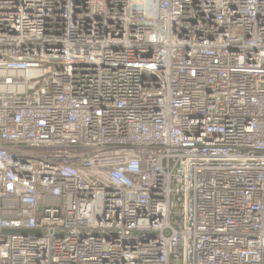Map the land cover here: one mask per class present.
Listing matches in <instances>:
<instances>
[{
	"label": "built area",
	"instance_id": "2783aa9c",
	"mask_svg": "<svg viewBox=\"0 0 264 264\" xmlns=\"http://www.w3.org/2000/svg\"><path fill=\"white\" fill-rule=\"evenodd\" d=\"M0 264H264V0H0Z\"/></svg>",
	"mask_w": 264,
	"mask_h": 264
},
{
	"label": "rangeland",
	"instance_id": "374dc122",
	"mask_svg": "<svg viewBox=\"0 0 264 264\" xmlns=\"http://www.w3.org/2000/svg\"><path fill=\"white\" fill-rule=\"evenodd\" d=\"M45 154H47V153H45Z\"/></svg>",
	"mask_w": 264,
	"mask_h": 264
}]
</instances>
